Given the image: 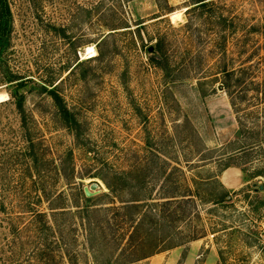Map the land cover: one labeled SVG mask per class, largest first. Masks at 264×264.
<instances>
[{
  "label": "rangeland",
  "instance_id": "obj_1",
  "mask_svg": "<svg viewBox=\"0 0 264 264\" xmlns=\"http://www.w3.org/2000/svg\"><path fill=\"white\" fill-rule=\"evenodd\" d=\"M205 1L185 12L189 0H7L0 264H105L118 248L136 245L120 212L106 209L119 202L105 183L125 181L118 173L129 168L146 185L143 198L159 204L163 195L177 196L163 218L155 216L163 235L156 241L169 248L156 258H139L135 248V261L125 264H264V0ZM157 53L166 58L164 71L149 62ZM239 66H248L246 80L230 98L219 69ZM7 71L21 77L25 127L36 159L48 162L45 177L29 167ZM50 83L73 114L78 138L37 87ZM59 160L71 168L68 181L54 174ZM225 165L239 170L236 188L217 178ZM222 181L232 183L227 174ZM91 182L99 190L91 197H101L83 202ZM55 191L61 199L53 200ZM58 204L64 207L52 220L48 205ZM91 222L102 230L92 249Z\"/></svg>",
  "mask_w": 264,
  "mask_h": 264
},
{
  "label": "trees",
  "instance_id": "obj_2",
  "mask_svg": "<svg viewBox=\"0 0 264 264\" xmlns=\"http://www.w3.org/2000/svg\"><path fill=\"white\" fill-rule=\"evenodd\" d=\"M189 4L187 8L185 9V12L188 10H195L198 8H202L205 6L206 2L205 0H189ZM139 24V23H138ZM138 26H142L138 25ZM135 27V28H138ZM123 28L127 27V25H123ZM10 28H11V19H10V11L8 7L7 0H0V56L2 53L5 52V50L8 47L9 44V35H10ZM138 30V29H136ZM138 34V33H137ZM155 49L157 52H159V44L155 43ZM154 52V49H153ZM152 52V53H153ZM96 57H102V52L97 48V55ZM160 53H157L154 55H149V62L153 65L159 66V68L164 71L167 67V62ZM248 66H239L237 68H226L221 67L219 69V74L221 75L219 77L220 79V86L225 90V92L228 94V96L231 98V91L235 86L241 85L245 82V71H247ZM21 77H17L15 73H11L7 71L4 73L3 79L6 84H15L13 86L12 92L10 93V96L13 98V104L14 107L19 114L20 121L22 124L23 129L25 130V140L27 143V151H28V157L31 165L29 167L36 168V174L38 176L45 177L48 172L50 171L47 167L48 162L44 157H38L36 159L34 151H33V141L28 136V132L26 131L25 127V115L23 110V95L21 90H18L17 86H21L22 81H17ZM28 79V78H27ZM37 87L39 89H42L45 91L49 97L52 100L55 116L56 118L62 123V125L71 131L73 133V136L75 138H78V133L76 131V125L77 122L71 113V111L66 107L62 97L59 95L57 91V83H50L48 86L44 84H38ZM262 98H264V94L261 95ZM69 153V151H68ZM38 160V165H36V161ZM35 162V163H34ZM59 163L53 165L52 169L54 171V174L56 176L63 178L65 181H68L71 176V168L68 167L64 163V161L59 160ZM229 165H225L221 170L228 167ZM31 169V168H30ZM135 172L134 169H126L124 171H120L119 175H124L125 181L121 180V183H115V184H107L105 183L109 193H110V199L117 200L119 202V205H110L106 207V209H112L115 212H120L121 220L126 223V226L128 227V233L127 238L132 239L136 234L138 237V241L135 245V242L128 243L125 247L118 248L117 253L115 254L114 259L111 261H107L105 264H125L135 261V259H132V255L135 252V248L138 250H141V257L139 258H146L148 256H151L155 253H158L159 251L163 249H167L169 247H163L161 246L156 240L157 238H163V235L157 234L158 228L160 229L162 227V222H159V219H156V214L158 212H161V218L164 217V206L168 205L172 200L171 199L174 196L177 195H163L161 198H164L161 203H157L155 201H152L150 199L143 198L142 194H146L147 190H145L146 185L142 181H135V177H131V175ZM129 175V176H128ZM129 177V179H127ZM121 178V176H120ZM120 178H117L120 180ZM104 182V181H103ZM119 191H127L128 196L126 198H121L118 196ZM51 192L46 193L43 189V195L49 196ZM61 191L54 192V198L53 200L61 199ZM80 197L83 200V202H90L95 199L100 198L98 197H85L83 192L80 193ZM52 200V198L50 199ZM219 200L213 199V202H217ZM50 202V201H49ZM112 203V202H111ZM62 204L58 205H48V208L50 211L51 219H54V215L56 212H62V211H53L56 208H63ZM161 207V208H160ZM161 209V210H160ZM92 211H97V209L93 208ZM88 243L90 248L92 249L95 243L96 239V233L102 232L101 228L97 225V223H88ZM149 237H152L154 239V242L147 244V239ZM172 247V246H170Z\"/></svg>",
  "mask_w": 264,
  "mask_h": 264
},
{
  "label": "crops",
  "instance_id": "obj_3",
  "mask_svg": "<svg viewBox=\"0 0 264 264\" xmlns=\"http://www.w3.org/2000/svg\"><path fill=\"white\" fill-rule=\"evenodd\" d=\"M224 174H227L228 177L231 178L232 183L226 184L222 181V176ZM218 180L227 188H236L238 184L240 183V177H239V170L233 166L226 167L223 170H221L220 174L217 176ZM195 244V243H190ZM192 248V245H189ZM190 253V252H189ZM157 254L152 255L151 258H156ZM158 258V257H157ZM171 258H168L165 262V264H171L170 261Z\"/></svg>",
  "mask_w": 264,
  "mask_h": 264
},
{
  "label": "water",
  "instance_id": "obj_4",
  "mask_svg": "<svg viewBox=\"0 0 264 264\" xmlns=\"http://www.w3.org/2000/svg\"><path fill=\"white\" fill-rule=\"evenodd\" d=\"M146 51L148 53H152L153 52V46L152 45H148L146 47ZM97 187H98V184L96 182H91L88 187L84 186L82 188V192H83L85 197H89V196H92V195L96 194L99 191L97 189ZM260 188H261V186H259V189Z\"/></svg>",
  "mask_w": 264,
  "mask_h": 264
},
{
  "label": "built area",
  "instance_id": "obj_5",
  "mask_svg": "<svg viewBox=\"0 0 264 264\" xmlns=\"http://www.w3.org/2000/svg\"><path fill=\"white\" fill-rule=\"evenodd\" d=\"M261 242H262V245L264 246V229H263V235H262V238H261Z\"/></svg>",
  "mask_w": 264,
  "mask_h": 264
}]
</instances>
